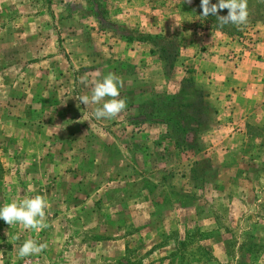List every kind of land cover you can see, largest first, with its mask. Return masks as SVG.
<instances>
[{"label": "rangeland", "instance_id": "rangeland-1", "mask_svg": "<svg viewBox=\"0 0 264 264\" xmlns=\"http://www.w3.org/2000/svg\"><path fill=\"white\" fill-rule=\"evenodd\" d=\"M60 1L52 8L59 54L47 68L38 66L37 52L24 55L0 37V207L36 195L48 202L42 230L0 220V264H264V113L229 129L178 56L183 37L193 42L220 32L217 18L202 16L201 0H142L159 24L156 34H145L113 19L106 0ZM252 3L264 10V0H248L253 17ZM7 16L0 13L1 29ZM254 20L220 33L248 49L264 28L263 18ZM18 41L41 45L31 35ZM161 48L163 61L151 54L138 61L140 52ZM174 52L173 67L161 68ZM109 72L124 81L120 98L127 107L97 120L93 113L103 101L85 106L75 97L90 96ZM42 79L47 86L37 84ZM180 88L167 112L186 140L198 143L183 151L165 124L143 118L150 106L136 111L153 93L159 100ZM28 239L47 247L20 258Z\"/></svg>", "mask_w": 264, "mask_h": 264}, {"label": "crops", "instance_id": "crops-1", "mask_svg": "<svg viewBox=\"0 0 264 264\" xmlns=\"http://www.w3.org/2000/svg\"><path fill=\"white\" fill-rule=\"evenodd\" d=\"M74 1L78 4H88L87 6L92 5L93 2L92 0ZM104 2H106L107 10L112 11L107 13H112V18L120 20L119 23L143 28L145 34H156L155 28L159 26L155 17L156 11L150 10V7L146 11L142 10V0H106ZM61 3L60 0H0V13L3 11L8 13L3 28H0V37H9L12 40L11 46L19 45L24 50V55L28 52L32 54L37 52L41 57L37 62L38 66H42V69L47 68L46 64L55 62L59 54V48L54 44V39L57 40L61 34L55 30V23H58L59 16L54 9ZM51 20L52 26L47 25L46 23ZM211 33H213L211 37L202 36L203 41L198 38L199 41L190 42L188 37H183L184 41L181 42L178 52L180 61L188 65L187 69L191 70L195 82L207 93L208 99L211 98L214 101L218 116L228 122L225 124L226 127L233 129L236 120L243 121L245 125L250 117H257L259 113L261 118L264 113L261 110L264 106V28L257 34L258 41L252 47L250 46L251 49L241 47L220 32ZM28 35L40 40L41 45L33 49L23 45L24 41L14 42L15 39L21 40ZM66 36L69 34L66 33ZM45 42L47 46L44 45ZM201 45L204 47L203 50L198 49ZM72 49L69 47V52ZM149 55L148 52H140L138 61L141 62ZM125 56H131L130 50L125 52ZM154 65L158 67V63ZM49 79L57 82L55 77H49ZM37 84L40 87L47 86L44 79ZM7 85L4 84L2 87L7 89ZM4 94L7 96L6 91ZM11 97L8 99L10 100ZM242 132L244 134L245 130L241 133L229 131L234 136L241 135Z\"/></svg>", "mask_w": 264, "mask_h": 264}, {"label": "clouds", "instance_id": "clouds-1", "mask_svg": "<svg viewBox=\"0 0 264 264\" xmlns=\"http://www.w3.org/2000/svg\"><path fill=\"white\" fill-rule=\"evenodd\" d=\"M191 3V0H184ZM202 16H215L221 27L227 24L236 26L246 25L248 22V0H218L212 4L211 0H201ZM227 10V15H219L222 10ZM124 81L114 73H107L102 80L96 81L91 89V95H81L75 98L85 106L101 104L94 110V117L100 119H114L127 107L126 99L120 98V89ZM48 202L46 197L36 195L24 198L19 203L13 201L0 207V220L10 227L14 224L23 225L25 229L42 230L47 227L44 222ZM13 239H19L14 236ZM47 247L46 243H38L33 239L26 240L19 248L20 258L38 255Z\"/></svg>", "mask_w": 264, "mask_h": 264}, {"label": "trees", "instance_id": "trees-1", "mask_svg": "<svg viewBox=\"0 0 264 264\" xmlns=\"http://www.w3.org/2000/svg\"><path fill=\"white\" fill-rule=\"evenodd\" d=\"M94 2H92L93 4ZM249 5V4H248ZM249 7V6H248ZM252 8H253V11L256 10L257 8V13H253L254 16L252 17V13H250V15L248 16V19L250 18L251 21L249 22H252V21H255L254 19L256 18H263L264 19V14H263V11L261 6L260 5H256L254 3H252ZM103 10V8L101 9ZM252 11V12H253ZM104 14H105V11H104ZM95 16V15H93ZM214 28L215 29H218L220 32L222 33H225L224 30H223V27L226 26L224 25L223 27H221L218 23V20L217 19H214ZM229 26H232L231 24H227ZM146 40L149 41V42H152V40H162L161 38L159 37H153V36H147L146 37ZM143 41V40H142ZM149 54L151 55H156V57L160 60H164L166 57L163 55L166 54V51L161 48L160 49V52L158 53H155L153 50H149ZM162 54V55H161ZM177 57L176 53L174 52L171 56V60H170V63L168 64L167 67H165L164 65L161 66V68H166L167 69H170L172 68V64L173 63V60ZM193 84V83H192ZM181 91V88L180 90L176 93V94H173V95H169V94H163V95H160V98L159 100L157 99V94L156 93H153L147 100L143 101L139 106H138V109H136L137 111V114L139 113L140 114V111L147 107V106H150V109H145L144 112L142 113L143 114V118H145L146 120L149 121V117H153V119L157 120V121H160L162 122L163 124H165L166 126V136L168 138L171 139V141L173 142V146L181 151L183 150H189L190 148H194L195 145L198 146V143L196 141V139L193 141V142H190V141H187L186 140V137H184L182 134L184 132V130L182 129H179V127H177V124L175 121H173L172 119V115L171 113H168L167 112V107H168V104H170L172 101H174V99L178 96L179 92ZM145 111L148 112V114L146 115ZM173 127H172V125ZM192 143V144H191ZM1 174H2V168L0 166V179H1ZM190 178V177H189ZM199 179H201L200 177H197Z\"/></svg>", "mask_w": 264, "mask_h": 264}]
</instances>
